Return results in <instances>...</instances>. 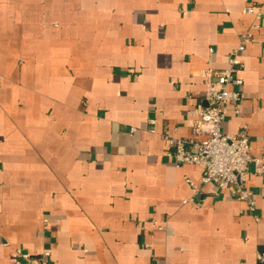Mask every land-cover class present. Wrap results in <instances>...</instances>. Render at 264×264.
I'll return each mask as SVG.
<instances>
[{
	"label": "crops",
	"instance_id": "crops-1",
	"mask_svg": "<svg viewBox=\"0 0 264 264\" xmlns=\"http://www.w3.org/2000/svg\"><path fill=\"white\" fill-rule=\"evenodd\" d=\"M246 4L0 0V264L17 250L48 264H261L264 177L250 168V212L199 167H175L161 139L190 135L199 71L227 66ZM258 23L221 130H245L264 163Z\"/></svg>",
	"mask_w": 264,
	"mask_h": 264
},
{
	"label": "built area",
	"instance_id": "built-area-1",
	"mask_svg": "<svg viewBox=\"0 0 264 264\" xmlns=\"http://www.w3.org/2000/svg\"><path fill=\"white\" fill-rule=\"evenodd\" d=\"M242 12L253 21L230 52L227 66L222 70L199 71L205 96L204 103H196L188 112L190 135L178 138L165 132L161 139L167 144L169 150L166 156L175 167H199L203 172L202 184H213L219 192H226L231 197L244 201L248 210L253 212L254 195L245 188V184L251 167L255 176L264 177V163L260 157L250 154L249 138L245 130L235 135L221 130L229 109L234 114L239 113L242 100L239 88L243 83L239 76L243 69L241 56L252 38V31L259 28L258 21L264 17L259 0H247ZM150 124L154 125V121L151 120ZM48 257V252L32 256L17 250L14 264H48ZM258 261L264 264V252L259 253Z\"/></svg>",
	"mask_w": 264,
	"mask_h": 264
}]
</instances>
